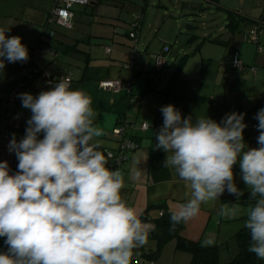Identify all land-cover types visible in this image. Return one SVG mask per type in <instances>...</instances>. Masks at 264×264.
<instances>
[{"label":"crops","instance_id":"obj_1","mask_svg":"<svg viewBox=\"0 0 264 264\" xmlns=\"http://www.w3.org/2000/svg\"><path fill=\"white\" fill-rule=\"evenodd\" d=\"M127 1L91 0V17L85 16L86 7L79 6L78 10H73L71 33L68 36L58 32L51 43L57 54L54 57L43 49L36 50L54 0H0V29H9L6 37H21V43L27 47L29 54L26 62L5 61L4 69L0 70V94L16 87L31 66L39 74L33 76L20 93L37 96L42 91L50 90L61 79L70 80L72 90H82L92 100L91 107L96 113L94 125L104 132L102 137L97 138L100 151H115L117 145L111 132L120 116L134 123L149 122L151 129L139 136L138 149L117 168L124 174L125 180L121 196L130 207L136 209L140 217L149 205H164L171 213L191 198V190L174 170L164 167L168 153L156 147L155 133L164 121L160 111L162 106L174 105L182 117L191 116L193 122L198 117H208L220 123L225 114L244 113V123L247 125L243 132L245 148L259 145L258 120L254 117L259 109L264 108V51L258 52L256 46L247 40L246 31L264 18V0H217L216 5L208 0H179L183 15L198 10L202 12L201 19H210L214 10L224 20L217 27L216 21L208 19L202 25L203 34L198 40L190 25H186L183 31L180 28L179 32L186 31L180 47L174 45L178 40L174 39L175 34H171V27H167L165 6L162 5L164 13L144 7H136L133 11L127 6L126 9L131 12L126 10L124 15ZM141 1L152 8L156 5L157 8L161 7L162 4L159 0ZM108 3L113 6L105 7ZM226 13L247 20L250 24L241 23L232 33L226 28ZM138 15L143 17L138 32L141 52L133 69L129 70L126 65L132 60V43L127 34L130 22ZM173 28L178 29L176 23H173ZM165 44L170 45L171 53L166 57L162 71L155 73L154 55ZM106 48L111 50L109 55L105 53ZM235 54L247 67H254L256 73L234 71L231 63ZM185 56L188 58L176 77L179 61ZM104 81L130 84V95L137 97L136 103L129 105V94L125 90L112 93L100 88L99 84ZM16 113L25 123V132L32 113L30 109L22 107L20 98ZM1 130L0 123V145ZM110 162L108 160L107 167L111 166ZM233 174L237 188L243 194L250 192L241 178L239 160L233 165ZM239 197L225 190L219 199L202 203L198 215L187 222L183 221L181 238L201 246L203 241L212 240L214 243L205 247L217 249L218 264L230 263L238 254L234 237L245 229L244 222L249 210L238 200ZM225 204L229 207L235 204L240 210L238 216L220 215ZM161 215L160 210L154 209L148 213V218L157 220ZM141 249L153 251L155 244L148 241L135 249L133 255L137 261L133 262L132 257L131 264H190V254L178 251L175 241L166 244L154 261L139 258ZM256 264H264V260L257 258Z\"/></svg>","mask_w":264,"mask_h":264},{"label":"clouds","instance_id":"obj_2","mask_svg":"<svg viewBox=\"0 0 264 264\" xmlns=\"http://www.w3.org/2000/svg\"><path fill=\"white\" fill-rule=\"evenodd\" d=\"M8 31L0 29V70L5 61L29 58L22 38L6 37ZM19 98L32 115L24 138L17 141L13 134L9 143L19 161L17 172L10 175L8 162H0V237L8 246L0 252V264H131L133 251L148 242L155 226L142 222L122 199L124 174L109 169L98 150L104 132L94 125L91 98L72 90L66 78L37 96L25 92ZM160 111L164 121L155 133L156 147L168 153L164 167L191 190V198L171 212L169 230L225 190L243 195L234 183L239 160L241 178L256 200L244 222L248 251L264 260V108L254 117L259 147L247 151L244 113L225 114L217 123L208 117L193 122L171 104ZM239 211L225 204L220 215L237 217ZM213 243L205 240L202 246Z\"/></svg>","mask_w":264,"mask_h":264},{"label":"built area","instance_id":"obj_3","mask_svg":"<svg viewBox=\"0 0 264 264\" xmlns=\"http://www.w3.org/2000/svg\"><path fill=\"white\" fill-rule=\"evenodd\" d=\"M90 5V0H54L53 8L50 13H48L45 24L43 26V32L41 34L36 50L43 49L47 53L53 56L51 49L48 45L52 42L54 38V32L49 29L50 26H56L65 30L73 29L74 22V8L77 6L88 7ZM140 19L135 18L131 22V32L128 37L132 43L133 57L135 58L139 53L138 46V29H139ZM261 29H264V18L258 21L255 30L249 33L248 40L254 45L258 46V36ZM170 46H164L161 51L154 56V72L159 73L162 71L165 58L170 53ZM258 51H262L261 47L258 46ZM111 52L110 48L105 49V53L109 55ZM233 69L243 72L249 70L252 74L256 73L255 68H247L241 61L234 58L232 63ZM38 72L34 67H29L24 75L23 80L11 90L0 94V123L2 125V143L0 145V162L7 161L9 166V174L14 175L17 172V165L19 163L16 154L9 151V143L12 139L13 134L17 141H20L25 136L24 123L19 119L16 113V105L19 100V94L21 90L25 87L26 83L36 75ZM99 87L111 91L112 93H119L125 90L129 94V104H134L136 102V97L130 95V87L121 81H104L99 84ZM151 129V126L147 123H134L128 120L126 117L122 116L118 119L117 124L112 130L111 134L116 141L115 151H107L105 157L111 161V165L114 169L120 168L124 163H126L130 157L137 149V136L142 133H146ZM255 130L256 128L253 127ZM259 145L247 147L258 148ZM247 148L245 151H247ZM4 238V237H0ZM154 264V263H149Z\"/></svg>","mask_w":264,"mask_h":264},{"label":"trees","instance_id":"obj_4","mask_svg":"<svg viewBox=\"0 0 264 264\" xmlns=\"http://www.w3.org/2000/svg\"><path fill=\"white\" fill-rule=\"evenodd\" d=\"M208 1L211 2V3H213V4H215V5L217 4V0H208ZM100 3L101 2L97 3V5H99ZM90 6H91V3H90ZM226 14H227V26H226V28H228L230 30V32H232V33L235 32V31H237L238 26L241 23H243V24H250L249 21L244 20V19H242V18H240V17H238L236 15H233V14H230V13H226ZM136 17L140 19V23H139V29H140L141 28V25H142V21H143L142 18L143 17H142V15H138ZM136 17H134L131 22H133ZM131 22H130V24H131ZM139 29H138V32H139ZM42 32H43V30H42ZM130 32H131V27H130V31L128 32L127 35H129ZM248 35H247V38H248ZM212 42L218 44V42H216V41H212ZM51 43L48 45V47L51 49V52L53 53V56L55 57L57 54H56L54 48L51 46ZM138 46L140 47L139 43H138ZM164 46H169V45L165 44V45L162 46V48ZM255 46H256L257 51H258V46H260L259 39H258V46L257 45H255ZM162 48L160 49V51L162 50ZM170 49H171V47H170ZM262 50H264V49H262ZM140 52H141V48H139V53ZM260 52H262V51H260ZM139 53H138V55H139ZM170 53H171V51H170ZM138 55L135 58L133 57V48H132V60H131V62L128 65H126V67L129 70H132L133 69L135 60L137 59ZM235 57H237V59H238L237 54H235L234 58ZM187 58H188V56H185V57H183L179 61V66H178V69H177V72H176V77L182 71V68L184 67ZM233 61H234V59H233ZM233 61H232V63H233ZM232 63H231V66H232ZM247 68H249V67H247ZM233 70L234 71H237L235 69H233ZM245 71H247V70H245ZM243 72H239V73H243ZM37 74H39V72H37ZM33 76H35V75H33ZM127 85L130 87V84H127ZM136 101H137V97H136ZM134 104H129V105H134ZM121 117L122 116H120L119 118H121ZM24 125H25V123H24ZM139 136H137V140H138ZM251 146H256L257 147L258 145L255 144V145H250L248 147H251ZM102 152L105 155L107 151H102ZM108 168L111 169V170H115L112 167V165L109 166ZM258 198L259 197H257V199ZM238 200L242 201L249 208L254 207V205L256 203V200H251L250 199V192L241 195L238 198ZM154 209L160 210L161 213H162V215L157 220H150L148 218V213L151 210H154ZM170 215H171V213H169L165 209L164 205H149L143 211V213H142V215L140 217L141 221L142 222H145V223H149V224L155 226V230L154 231H150L149 236H148V241H151V242H153L155 244V249L153 251H150V252H148V251L146 252V250L141 249L140 252H139V255H138L139 258H143V259L148 260V261H154V260H156L159 257L160 252L162 251V249L164 248V246L166 244H168L171 241H175V243H176V249L178 251H182V252H186V253L190 254V256H191L190 264H218V251H217L216 248H214V247L201 246V245H199L197 243H193V242H190V241H186V240H184V239L181 238L180 233H181V231L183 230V227H184L183 221L181 223H179V224L176 225L174 231H170L169 230L170 229V226H171L170 225ZM4 240H5V238H0V248L4 252H7L8 246L4 243ZM234 240L236 241V243L238 245V254L228 264H256L257 263V257L255 256V254L250 253L248 251V247H249V243H250V233H249V230H247L246 228L243 229V230H241L240 232H238L235 235ZM135 261H137V258H135V256L133 255V262H135Z\"/></svg>","mask_w":264,"mask_h":264},{"label":"rangeland","instance_id":"obj_5","mask_svg":"<svg viewBox=\"0 0 264 264\" xmlns=\"http://www.w3.org/2000/svg\"><path fill=\"white\" fill-rule=\"evenodd\" d=\"M158 2H161L162 4H161V7H158L157 8V5L154 7V8H152V7H150L151 5H147V7H146V2L145 1H141V0H128L127 1V5H126V7H125V9H124V11H123V14L124 15H126L125 14V11L126 10H128V9H126L127 8V6H129V9L130 10H136V7L137 8H141V7H144L146 10L147 9H154V10H159V11H161L162 13H164L165 12V10L167 11V16L165 17V19H167L168 20V23H167V27L169 26V27H171L170 28V32H171V34H175L174 35V39H177L178 41H177V43H172V44H174L176 47H180V45L181 44H183L184 42V40H185V32L186 31H184V32H182L184 29H186V25H190L193 29H194V34H196V37H195V39H200L201 38V36H202V32H201V30H202V25H203V23H207L209 20H211V22H212V20L213 21H216V23H217V27H219L220 25H222V23L224 22V20L222 19L223 18V16L222 15H218L217 14V12H215L214 10L213 11H211V15H210V19L209 18H205V19H201V15H202V12L200 13L198 10H196V11H193L190 15H183L182 13H181V8H180V6L182 5L181 4V1H179V0H159ZM90 3H91V0H90ZM157 4V3H156ZM103 5H106V4H103ZM112 4L111 3H108V5H106L105 7H110ZM115 5H117V3H115ZM162 5L163 6H165V10L164 9H162ZM113 6V5H112ZM133 6L135 7L134 9H133ZM202 6H204V4H202ZM52 8H53V6L51 7V9H50V11L48 12V13H50L51 12V10H52ZM80 7L79 6H77V7H75L74 8V10L76 9V10H78ZM86 10H87V13H86V17H91V9H90V5L88 6V7H86ZM130 10H128V11H130ZM202 11L203 10H205V9H201ZM131 12V11H130ZM153 13V12H152ZM159 14L158 12H154L153 14ZM191 21H190V20ZM209 19V20H208ZM216 19V20H215ZM189 20V21H188ZM173 23H176V25L178 26V29L176 28V29H174L173 28ZM73 26H74V22H73ZM256 27H257V25L256 26H254L252 29L250 28L249 30H247L246 31V35H248L250 32H252L253 30H255L256 29ZM181 28V30L182 31H180L179 32V29ZM49 29L51 30V31H53L54 32V35L56 34V33H62V34H65V35H68L69 36V34L71 33V31L73 30H65V29H62V28H59V27H56V26H50L49 27ZM190 31V30H189ZM189 31H187L188 32V34H189ZM191 32V31H190ZM262 32H264V29H261L260 30V32H259V36H258V39H259V43H260V46H261V48L262 49H264V33H262ZM262 33V34H261ZM40 40V39H39ZM203 39H201V41H202ZM247 40H248V38H247ZM38 43H39V41H38ZM38 43H37V45H38ZM36 45V46H37ZM170 46V45H169ZM139 48H141V47H139ZM262 51H264V50H262ZM159 52V51H158ZM195 53V52H194ZM169 55V54H168ZM167 55V56H168ZM166 56V57H167ZM165 60H166V58H165ZM242 62V61H241ZM243 63V62H242ZM244 64V63H243ZM245 65V64H244ZM249 68H251V67H249ZM254 68V67H253ZM11 90V89H10ZM26 132V131H25ZM39 138L40 139H42L43 138V136H39ZM110 161V160H109ZM111 163V162H110ZM0 252H2V250H0Z\"/></svg>","mask_w":264,"mask_h":264},{"label":"water","instance_id":"obj_6","mask_svg":"<svg viewBox=\"0 0 264 264\" xmlns=\"http://www.w3.org/2000/svg\"><path fill=\"white\" fill-rule=\"evenodd\" d=\"M92 4V3H91Z\"/></svg>","mask_w":264,"mask_h":264}]
</instances>
